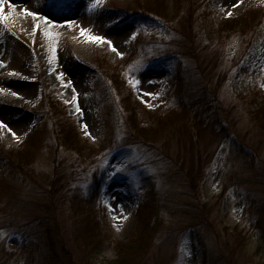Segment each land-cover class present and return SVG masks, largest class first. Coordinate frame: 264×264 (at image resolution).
<instances>
[{
    "label": "rangeland",
    "instance_id": "1",
    "mask_svg": "<svg viewBox=\"0 0 264 264\" xmlns=\"http://www.w3.org/2000/svg\"><path fill=\"white\" fill-rule=\"evenodd\" d=\"M93 2L5 0L14 15L0 22V120L16 136L0 127V264H112L115 240L142 237L139 208L149 235L139 264H264V127L250 113L264 95V0ZM249 7L260 21L226 31ZM100 61L110 76L95 72ZM46 95L76 117L93 162L35 119ZM134 106L137 119L160 112L156 135L131 125ZM185 107H206L205 124ZM94 170L106 174L101 206L72 213ZM89 216L104 236L91 254L76 238Z\"/></svg>",
    "mask_w": 264,
    "mask_h": 264
},
{
    "label": "trees",
    "instance_id": "2",
    "mask_svg": "<svg viewBox=\"0 0 264 264\" xmlns=\"http://www.w3.org/2000/svg\"><path fill=\"white\" fill-rule=\"evenodd\" d=\"M143 6H146V0H141ZM142 6V7H143ZM258 9L255 7H249L247 11L236 18L231 19L226 24L225 30L230 34L238 32L239 30L243 31V27L246 25H254V21H260L261 17L259 16ZM133 47V46H132ZM120 68V67H119ZM121 69V68H120ZM95 72L101 73L103 75L108 74L111 75V65L107 64L104 61H100V64L95 68ZM262 100L255 101L256 107H253L250 110V113L254 115L255 118L258 119L262 126L264 127V95H262ZM44 102H41V106L44 103V109L36 112L39 114L35 119L40 117V114L43 116H47L49 120L53 121L56 126V138L68 144L78 156L80 161H91L93 162L94 152L91 153V150L85 149V147H81L80 141L77 140V125H76V117L73 114H70L68 110V106L65 103L59 102L55 99H51L50 96H45ZM255 104V103H254ZM184 111L187 116H191L196 119L197 123L200 125L205 124V111L206 107H203L202 112L200 109H189V107H185ZM160 113V112H159ZM156 115L151 118L148 117L145 119H137V113L135 106L131 108L129 118L131 121V125L143 136L147 135H156L159 132L160 127L163 124V121L159 118V120H155L157 117H160L161 114ZM25 141L21 143L20 149L16 152L18 157L21 158L23 153V147H25ZM94 151V150H93ZM18 166H21V163L18 162ZM106 174L101 170H94L93 172V180L87 191L83 194H73L69 198V207L72 213L75 214L80 211L85 210V208H89L91 212L97 207L101 206L98 196L100 194V184L104 181ZM87 214L90 212L86 209ZM138 218L140 220V225H142V237L138 241L131 239L130 241L124 242L122 240H115L114 245L117 249L118 257L114 260L112 264H139L141 257L144 252H146V247L149 242V235H146V228L148 227V221H142V211L141 208L138 210ZM96 219L94 216H89V220L81 223L76 229V238L78 242L87 250V253H94L95 251L101 249L103 243V233H102V225L101 221ZM133 240V241H132Z\"/></svg>",
    "mask_w": 264,
    "mask_h": 264
},
{
    "label": "snow or ice",
    "instance_id": "3",
    "mask_svg": "<svg viewBox=\"0 0 264 264\" xmlns=\"http://www.w3.org/2000/svg\"><path fill=\"white\" fill-rule=\"evenodd\" d=\"M241 2H242V0H235V2L231 4V7L232 8H235V7L239 6V4ZM101 4H102V0H94V2L90 5V7H93V8L94 7H99ZM8 6L11 7V8H13V9L16 8V5L14 3H11V0H8ZM4 9H5V0H0V22H4L6 24L8 22L9 17L13 16L14 13H12V12H6ZM23 12L25 14H27V15H31L32 17H36V16L39 15L38 12H36V11H30L27 8L23 9ZM226 14L228 16H231L232 15V11L231 10H228L226 12ZM43 19L45 21H47L48 20V17H43ZM68 23L71 24L72 22L69 21ZM38 26H39V21H37V27ZM35 30L36 29L34 28L33 31H35ZM80 33H81V35L86 36L89 41L103 42L106 39L103 36L92 35L90 33V31L88 29H85V28H80ZM44 34H45V36H47L49 38L58 35L57 33H53V32L48 31V30H45V33ZM135 35H136V33H133V36H135ZM108 44L111 46L112 42L109 40L108 41ZM51 50H52V57L50 59L51 60H55L56 59V48H55V44H53ZM113 51H116V49L114 47H113ZM119 54L120 55H123V53H119ZM2 63H3V61H0V64H2ZM60 75L62 76L63 74H60ZM131 83L136 84V83H139V82L138 81H132ZM262 87H264V85H262ZM13 95H18V93H13ZM149 95H153V94L152 93H149ZM156 95H158V93ZM76 100H77V97L76 96H73V101H76ZM151 106L152 105H149V107H151ZM76 110L78 112L81 111V109L79 108L78 103H77ZM0 127L8 128V125L4 121L0 120ZM83 127L86 129L88 126L85 123L83 125ZM8 131L9 132H12V135L13 136H16V133L14 131H12L11 128H8ZM86 134L90 135V133H86ZM16 138L19 139V137H16ZM93 139H95V137H93ZM123 218L126 219L127 217H123Z\"/></svg>",
    "mask_w": 264,
    "mask_h": 264
},
{
    "label": "bare ground",
    "instance_id": "4",
    "mask_svg": "<svg viewBox=\"0 0 264 264\" xmlns=\"http://www.w3.org/2000/svg\"><path fill=\"white\" fill-rule=\"evenodd\" d=\"M9 21H11V20H10V17H9ZM14 23L16 24V22H14ZM1 116H2V118H5L3 115H1ZM0 118H1V117H0Z\"/></svg>",
    "mask_w": 264,
    "mask_h": 264
}]
</instances>
